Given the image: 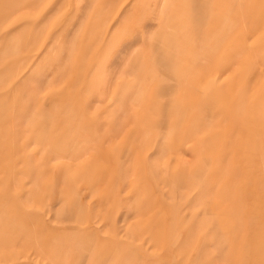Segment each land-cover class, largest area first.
Wrapping results in <instances>:
<instances>
[{"label":"rangeland","instance_id":"obj_1","mask_svg":"<svg viewBox=\"0 0 264 264\" xmlns=\"http://www.w3.org/2000/svg\"><path fill=\"white\" fill-rule=\"evenodd\" d=\"M204 26L221 43L196 65ZM256 91L264 0H0V264H227L206 180L243 165L228 133Z\"/></svg>","mask_w":264,"mask_h":264},{"label":"crops","instance_id":"obj_2","mask_svg":"<svg viewBox=\"0 0 264 264\" xmlns=\"http://www.w3.org/2000/svg\"><path fill=\"white\" fill-rule=\"evenodd\" d=\"M202 28L204 30L200 29V32H196L199 34V36L194 39V46L197 47V49L193 51L189 50L187 54L191 58V61L188 62H194L193 64L199 62L200 56L201 58L205 56L201 49L207 48V46L212 47L213 45L214 47H217L221 43L219 36L211 42L204 40L205 37L212 38L213 36L218 35L217 33L220 32V29H207L208 27L206 26ZM184 32L186 33V31ZM163 37L165 38V41L162 40V42L167 43L168 45L182 42L172 39V37H170L168 34H162L161 38L163 39ZM224 38L221 39L223 40ZM228 42H230L233 47H235L237 43L235 37ZM131 44L133 43L130 42L127 45L129 46ZM12 48L13 47L10 46L6 49V51H12ZM154 58H156L158 62L162 61V64H164V67L166 66L168 70L171 69L169 67L175 65V63L172 64L173 59L171 58L170 54H167L165 51L163 54L162 52L157 51L154 55ZM190 65H192V63L181 64L176 71V75L179 77H185V75H192L193 73L197 74V70L193 72L191 71L190 73ZM230 70L231 67H228L222 71L227 73ZM222 79L223 80H220L222 83H218L217 79L213 80V82L215 81L214 86L217 90H224V87H227V82H229L231 76L226 75ZM215 95L218 96L219 94L217 93L214 94V96ZM254 95L253 101L248 102L247 107L244 110V121L240 122L241 127L244 129H240V132H237L238 126L235 122L232 123V127L228 133L229 135H233V141L234 139H237L240 145L239 148H243L244 150L236 152L240 153L237 155V158L238 161H243V165H240V167H232V171L230 173L229 166L227 164L225 166L227 170V178H223V174L221 176L219 175V172L216 171L219 176H216V186L213 180H206L210 181L208 188L215 189L217 196L224 200V202L227 201V204L225 205L221 202L222 200L220 202L212 200L206 207V213L210 214L214 219L213 224L210 226L208 232H210V234L212 233V240L214 243H220L218 245V252H225V250L227 251V246H229L230 252H228V254L230 255V258H227V264H264V101L261 98L260 92L256 91ZM212 102L214 104L218 103H215L214 101ZM232 105L233 104L231 102L227 103L226 107H224L220 102L218 111L226 113L227 117L228 113L232 109ZM234 134L238 135V138H236ZM243 141L247 143V148L246 146L244 147ZM229 142H232L231 136H229L227 143ZM222 162L223 161H220L219 164H222ZM220 177L223 179L221 180ZM68 202L65 201V203H67V207L70 205ZM62 207L59 208L60 211L64 210ZM15 209V211L18 212L17 208ZM67 212L70 214L76 213L72 209H67ZM19 213L21 219L24 220L25 223L30 220L31 216H29L22 208H20ZM164 216L166 215L158 217L163 219ZM170 230L172 234L173 229L170 228ZM43 233L44 228L39 226L38 234L43 235ZM89 239V243H84L83 246H88L86 248L92 249V255H95L97 253V249H99V246H101L100 242H96L91 238ZM170 240L171 238L169 239L168 243L165 244L164 248L166 250L170 248ZM257 245L262 246V252L256 251L255 247ZM106 250V255L111 254L113 251L110 249ZM84 253H86L85 250H83V255ZM221 254L217 255L221 256ZM215 263H218V258L217 262ZM17 264H26V262H19Z\"/></svg>","mask_w":264,"mask_h":264},{"label":"bare ground","instance_id":"obj_3","mask_svg":"<svg viewBox=\"0 0 264 264\" xmlns=\"http://www.w3.org/2000/svg\"><path fill=\"white\" fill-rule=\"evenodd\" d=\"M227 13H226V15H228V14H230V15H232V12H231V8H227L226 10H225ZM229 20V19H228ZM163 39H164V41H165V38L163 37ZM159 40V39H158Z\"/></svg>","mask_w":264,"mask_h":264}]
</instances>
